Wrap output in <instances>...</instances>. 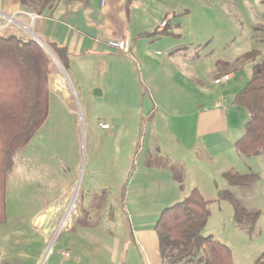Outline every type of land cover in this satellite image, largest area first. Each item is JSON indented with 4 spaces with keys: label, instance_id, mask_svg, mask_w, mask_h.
Returning <instances> with one entry per match:
<instances>
[{
    "label": "rangeland",
    "instance_id": "obj_1",
    "mask_svg": "<svg viewBox=\"0 0 264 264\" xmlns=\"http://www.w3.org/2000/svg\"><path fill=\"white\" fill-rule=\"evenodd\" d=\"M141 2L136 14L147 25H168L166 33L151 37L146 64L136 69L138 97L110 96L101 104L93 99L87 107L65 71L68 94L50 93L46 120L12 160L0 264H143L149 254L130 238L133 220L157 219L195 186L210 202L201 235L227 246L235 264L258 262L264 250V154L245 157L235 150L250 113L232 99L252 66L264 65V0ZM252 50L254 61L235 69ZM55 63L51 59L50 71ZM223 75L229 82L214 84ZM200 100L216 103L226 120H215L197 138ZM177 167L179 179L171 177L177 191L163 188V173ZM225 174L245 178L231 185ZM220 190L230 199L219 198ZM236 206L258 213L253 227L243 215L234 216Z\"/></svg>",
    "mask_w": 264,
    "mask_h": 264
},
{
    "label": "crops",
    "instance_id": "obj_2",
    "mask_svg": "<svg viewBox=\"0 0 264 264\" xmlns=\"http://www.w3.org/2000/svg\"><path fill=\"white\" fill-rule=\"evenodd\" d=\"M142 5L141 0H0V34H13L45 46L55 43L66 50L68 68L64 70L58 61L59 65L54 61L55 66L48 77L49 95L51 92L62 93L64 96L68 94L65 78L67 71L77 89L83 93L82 99L87 107L93 99L101 104L110 96L137 98L136 69L141 64H146V49L151 45V36L147 35L161 31L158 26L153 28L138 17L136 12L142 9ZM119 40L127 42V52L108 47L107 42ZM156 54L159 55V52ZM79 76L84 78V82L80 81ZM189 85L192 86L191 83ZM192 88L195 89L193 86ZM131 113L137 114L138 109ZM194 114L197 138L208 134V126L215 120H226L225 110L216 103L211 106L201 100L198 101ZM102 124L108 126L103 130L110 129L108 124ZM208 144H205L206 147L210 146ZM176 149H173L172 159L178 163ZM181 160L182 158L180 162ZM135 170L137 174L138 167ZM178 174V167L171 174L163 173V188L172 187L177 191L178 185L174 186L171 177L179 179ZM181 177H184L183 173ZM193 189L199 191L196 186ZM133 221L136 226H133L134 229L130 228V238L137 241L149 254L150 260L143 257V264H157L159 253L153 231L156 218L138 216Z\"/></svg>",
    "mask_w": 264,
    "mask_h": 264
},
{
    "label": "trees",
    "instance_id": "obj_3",
    "mask_svg": "<svg viewBox=\"0 0 264 264\" xmlns=\"http://www.w3.org/2000/svg\"><path fill=\"white\" fill-rule=\"evenodd\" d=\"M166 29L167 24L160 32L147 36L166 33ZM46 47L67 70L66 50L55 43ZM256 56V50L245 53L234 68L251 64ZM50 63L51 57L36 41L0 34V224L6 219L5 188L12 173V160L47 118ZM232 104L250 113L242 136L234 143L235 150L245 157L264 154V65L252 66L247 84L233 96ZM224 178L237 185L245 177L225 174ZM218 196L230 199L226 190L218 191ZM209 204L193 189L180 202L161 210L153 226L161 264H235L227 246L201 235L209 218ZM240 215L251 227L259 216L236 206L234 216ZM256 264H264V250Z\"/></svg>",
    "mask_w": 264,
    "mask_h": 264
},
{
    "label": "built area",
    "instance_id": "obj_4",
    "mask_svg": "<svg viewBox=\"0 0 264 264\" xmlns=\"http://www.w3.org/2000/svg\"><path fill=\"white\" fill-rule=\"evenodd\" d=\"M165 24H166V21L163 20L160 24V27H165ZM107 45L108 47L116 50V51H122V52H127L128 51V44L126 41H122V40H119V41H109L107 42ZM229 80V77L228 75H223L221 76L220 78L218 79H215L214 80V84H220L222 82H226ZM101 128L103 129H107L108 126L107 125H101Z\"/></svg>",
    "mask_w": 264,
    "mask_h": 264
},
{
    "label": "water",
    "instance_id": "obj_5",
    "mask_svg": "<svg viewBox=\"0 0 264 264\" xmlns=\"http://www.w3.org/2000/svg\"><path fill=\"white\" fill-rule=\"evenodd\" d=\"M40 46L45 50V52L51 57V59H53V61H55L57 64H58V62H57V60H56V58L53 56V54L49 51V49L45 46V45H43V44H40ZM59 65V64H58Z\"/></svg>",
    "mask_w": 264,
    "mask_h": 264
}]
</instances>
